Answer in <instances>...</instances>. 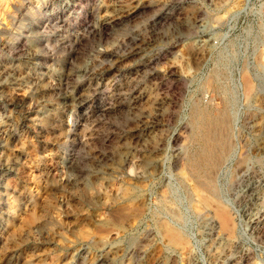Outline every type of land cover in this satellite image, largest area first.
<instances>
[{
	"label": "rangeland",
	"instance_id": "obj_1",
	"mask_svg": "<svg viewBox=\"0 0 264 264\" xmlns=\"http://www.w3.org/2000/svg\"><path fill=\"white\" fill-rule=\"evenodd\" d=\"M0 264H264V0H0Z\"/></svg>",
	"mask_w": 264,
	"mask_h": 264
},
{
	"label": "bare ground",
	"instance_id": "obj_2",
	"mask_svg": "<svg viewBox=\"0 0 264 264\" xmlns=\"http://www.w3.org/2000/svg\"><path fill=\"white\" fill-rule=\"evenodd\" d=\"M131 16V15H130ZM213 119V118H212ZM213 127V126H212ZM227 217V216H226ZM230 227V226H229Z\"/></svg>",
	"mask_w": 264,
	"mask_h": 264
}]
</instances>
